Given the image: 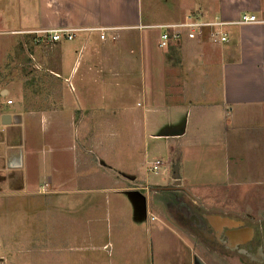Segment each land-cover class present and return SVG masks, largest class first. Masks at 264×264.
Masks as SVG:
<instances>
[{
	"label": "rangeland",
	"instance_id": "374dc122",
	"mask_svg": "<svg viewBox=\"0 0 264 264\" xmlns=\"http://www.w3.org/2000/svg\"><path fill=\"white\" fill-rule=\"evenodd\" d=\"M172 2L142 0L143 28L120 29V34L145 35L151 47L159 49L160 30L145 26L177 22ZM31 66L23 62L21 71L30 79L12 88L11 107L18 102L24 110L58 107L54 101H39L43 88ZM112 83L77 88L76 133L70 137L74 127L62 124L63 137L51 160L58 170L51 184L38 188L37 181L36 188L29 189L46 191L45 197L28 200V232L35 238L29 248L16 250L6 242L11 228L6 216H0L5 219L0 221V254L10 260L22 257L24 264H70V259L72 264H196L194 255L210 252L197 235L191 236L189 225L174 216L181 203L208 214L264 207V196L256 192H264V128L248 129L247 121L233 127L215 110L201 132L181 136L189 147L171 151L175 144L155 135L167 130L163 124L168 121L182 126L184 112H146L139 79ZM45 89L51 99L58 94L56 87ZM62 113L65 123L67 108ZM153 161H159L156 168ZM185 187L199 199L188 196ZM38 206L45 209L33 214Z\"/></svg>",
	"mask_w": 264,
	"mask_h": 264
},
{
	"label": "crops",
	"instance_id": "0c3cea01",
	"mask_svg": "<svg viewBox=\"0 0 264 264\" xmlns=\"http://www.w3.org/2000/svg\"><path fill=\"white\" fill-rule=\"evenodd\" d=\"M141 4L142 0H0V216H6L11 228L6 242L16 250L29 248L35 238L28 232L32 213L28 200L45 197L46 191L29 189L36 188L37 181L38 188L51 184L58 170L51 160L63 137L62 124L74 127L70 137L76 133L73 103L79 98L78 87L139 79L146 112H184L182 126L168 121L163 124L167 130L155 135L175 144L171 151L189 147L181 136L201 132L215 110L233 127L247 121L248 129L264 128V0H173V16H179L174 20L194 13L236 21L247 14L262 22L229 25L228 41L220 45L185 31L164 49L151 47L145 35L120 34V29H142ZM99 27L111 28L103 39L99 31L91 30ZM52 28L81 30L71 40L50 42L43 31ZM25 61L37 70L36 80L43 88L39 101H54L58 107L24 110L19 102L11 107L15 101L10 93L16 91L12 88L23 87L30 79L21 71ZM47 87L58 88L54 99L46 94ZM7 99L12 103L6 104ZM64 108L69 114H64L65 123ZM155 162L159 161L153 166ZM183 190L199 199L187 187ZM256 192L263 198V190ZM35 209L33 214H39L45 207ZM41 237L37 230L36 241ZM23 262L22 257L10 260L0 254V264Z\"/></svg>",
	"mask_w": 264,
	"mask_h": 264
},
{
	"label": "flooded vegetation",
	"instance_id": "af4514ba",
	"mask_svg": "<svg viewBox=\"0 0 264 264\" xmlns=\"http://www.w3.org/2000/svg\"><path fill=\"white\" fill-rule=\"evenodd\" d=\"M181 204L174 216L210 252L194 255L196 264H264V207L208 214Z\"/></svg>",
	"mask_w": 264,
	"mask_h": 264
},
{
	"label": "built area",
	"instance_id": "2783aa9c",
	"mask_svg": "<svg viewBox=\"0 0 264 264\" xmlns=\"http://www.w3.org/2000/svg\"><path fill=\"white\" fill-rule=\"evenodd\" d=\"M251 22H262L257 20L254 15L243 14L236 21H228L221 17H214L212 19H205L199 14L189 13L186 14L182 20L177 22H167L162 24H155L145 27L157 28L160 30L157 46L158 48H167L171 43L179 41L183 37L185 31L193 35H205L207 39L216 45L223 44L228 41L227 27L232 24H247ZM139 28H143L142 26ZM99 30L100 39L104 38V32L111 28H92L91 30ZM80 29L78 28H52L45 30L43 33L50 42H60L62 40H71L74 38L75 33ZM197 33V34H192ZM38 41H41L38 40ZM12 103V100H6V104ZM2 125L0 116V126ZM155 162L153 168H156Z\"/></svg>",
	"mask_w": 264,
	"mask_h": 264
},
{
	"label": "water",
	"instance_id": "95a60500",
	"mask_svg": "<svg viewBox=\"0 0 264 264\" xmlns=\"http://www.w3.org/2000/svg\"><path fill=\"white\" fill-rule=\"evenodd\" d=\"M173 177L178 181L179 176H178V174H177V172H176V169L174 170ZM178 183H179V182H178Z\"/></svg>",
	"mask_w": 264,
	"mask_h": 264
}]
</instances>
